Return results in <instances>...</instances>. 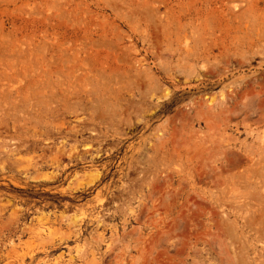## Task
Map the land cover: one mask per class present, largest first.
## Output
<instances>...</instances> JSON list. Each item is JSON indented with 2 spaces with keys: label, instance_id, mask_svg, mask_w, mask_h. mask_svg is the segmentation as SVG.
I'll return each mask as SVG.
<instances>
[{
  "label": "rangeland",
  "instance_id": "obj_1",
  "mask_svg": "<svg viewBox=\"0 0 264 264\" xmlns=\"http://www.w3.org/2000/svg\"><path fill=\"white\" fill-rule=\"evenodd\" d=\"M0 264H264V0H0Z\"/></svg>",
  "mask_w": 264,
  "mask_h": 264
}]
</instances>
